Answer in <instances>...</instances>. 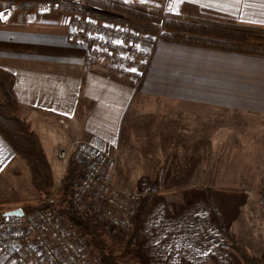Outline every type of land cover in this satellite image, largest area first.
<instances>
[{"label":"crops","instance_id":"crops-1","mask_svg":"<svg viewBox=\"0 0 264 264\" xmlns=\"http://www.w3.org/2000/svg\"><path fill=\"white\" fill-rule=\"evenodd\" d=\"M146 1L139 2L148 8ZM157 1L192 20L264 27V0ZM14 7L0 14V68L13 75L21 117L47 157L48 146L84 139L108 149L116 163L119 156L145 158L157 187L167 186L172 168L179 190L205 177L217 194L212 208L207 216L181 219L190 235L206 236L204 258L244 264L233 238L264 256V56L159 39L138 81L101 63L85 65L83 47L58 25L59 10ZM154 158L164 159L159 180L151 176ZM37 194L26 162L0 136V203ZM0 264L10 263L0 256Z\"/></svg>","mask_w":264,"mask_h":264},{"label":"built area","instance_id":"built-area-1","mask_svg":"<svg viewBox=\"0 0 264 264\" xmlns=\"http://www.w3.org/2000/svg\"><path fill=\"white\" fill-rule=\"evenodd\" d=\"M105 1L130 6L118 0ZM58 2L77 10H88L86 0L42 1L40 6L44 9L55 3L51 4L55 8ZM155 27L163 31L162 26ZM65 29L71 41L85 47L89 66L99 58L106 62L105 67L110 72L137 80L143 76L159 41L155 33L80 12L71 16ZM68 152L85 165L70 194L78 211L94 215L119 231H129L143 193L117 190L113 186L116 157L105 147L88 140L74 141ZM261 202L264 204V192ZM21 208L22 215L0 216V256L4 260L10 264H104L100 256L91 251V244L81 230L69 223L60 209Z\"/></svg>","mask_w":264,"mask_h":264},{"label":"trees","instance_id":"trees-1","mask_svg":"<svg viewBox=\"0 0 264 264\" xmlns=\"http://www.w3.org/2000/svg\"><path fill=\"white\" fill-rule=\"evenodd\" d=\"M23 10L39 6L37 0H0V14L16 2ZM88 10H77L70 6H57L58 10L70 14L82 13L99 19L126 23L136 29L157 34L159 39L178 43L214 48L224 51L241 52L264 56V27L239 23L231 26L208 23L190 18L162 12L147 11L144 7L134 8L120 5L118 2L105 0H86ZM17 4V3H16ZM109 12L122 16L119 19ZM161 14H164L163 17ZM155 26H162L159 31ZM13 75L0 68V136L3 137L21 155L30 170L33 186L50 199H34L24 206V209L58 208L64 218L77 226L87 241L91 251L100 256L104 264H146L137 254V245L132 235H115L103 222L94 215L80 213L72 203L70 191L84 169V164L71 160L62 180L60 192L56 198L53 193V175L51 165L44 152L38 135L31 129L30 123L19 116V103L14 91ZM154 173H151L153 176ZM11 202L0 203V216L11 208ZM232 246L244 264H264V256L253 255L241 246L235 238Z\"/></svg>","mask_w":264,"mask_h":264},{"label":"rangeland","instance_id":"rangeland-1","mask_svg":"<svg viewBox=\"0 0 264 264\" xmlns=\"http://www.w3.org/2000/svg\"><path fill=\"white\" fill-rule=\"evenodd\" d=\"M30 1L35 2V0H30ZM42 1H55V0H37L36 2L39 3V6L35 7L34 9L33 8L30 9V11L34 13L35 11H38L39 13H42L43 11H53V13H55L54 11H58V8H56L57 6L54 8L51 5L55 3H51L48 8H44V9L41 8L40 3ZM123 1L130 5L126 7L140 8L143 4H140L139 1H146V0H131L130 2H126L128 0H123ZM16 3L13 4L12 6L14 7V5H16V7L20 9V7L17 5L21 3V1H18ZM146 3L149 9L146 7H144V9L145 10L148 9L147 11L165 10L164 8L165 6L163 5L158 6L157 0H147ZM57 5L65 6V4L61 2H58ZM153 5L154 7H152ZM61 12L63 13L61 15L63 16L62 18L63 22L60 24L58 23V25L64 27V31L66 34L65 26L67 23L70 22V18L71 16H73V14L59 10V13ZM105 14L112 15L109 12H105ZM82 47L84 49L83 62L85 65L89 66L86 61L85 47L84 46ZM97 60L98 61L95 62L94 64L101 63L104 66V68L107 71H109L105 67L106 65L105 61L99 58ZM140 79H138V81ZM19 116L21 117L20 108H19ZM60 121L64 123V120H60ZM31 129L33 130L32 126ZM38 137L40 138L39 135ZM80 140H84V139H74L72 141L69 140L66 143H64L62 146L59 145L58 146L56 145V147L54 146V149H51L50 146H48L49 148L47 149V151L48 153H50V155L48 156L49 158L47 157V159L52 169L54 198H56L60 192L62 186V180L66 174L69 162L71 160H76L77 162L80 163L82 162L79 158L75 157L72 153L69 154L68 152L72 143L74 141H80ZM40 141L43 146L41 138ZM154 160H157V162L154 168L153 165L151 166L150 170L152 171L153 168V171L151 173H154L155 175L157 173V169L160 170L163 168L162 166L164 159L154 158ZM116 162H117V158H116ZM147 165L148 163H146L145 158L136 157V158L123 159L120 158L119 156V162L115 164L116 167H114L112 172L113 186L117 190L142 192L143 196L141 199V203L139 205L138 214L129 231L123 232L117 230L116 228L110 225H105L104 223L103 225L111 233L115 235H124V234L132 235L134 237V242L137 245V254L146 262V264H215L216 262L215 260H209L208 258H204L206 254L200 252L206 243V236L197 235V234L190 235L189 230H187L188 221L187 220L181 221V219H186L189 216L193 217L195 214L196 216L199 217L207 216L206 209L209 207L212 208V206L209 203L212 202V199L215 200L216 199L215 196H217L215 190H213L208 186L207 187L205 186L206 185L205 177H203L202 180L199 178L198 183L192 186L191 188L184 190H179L175 188L174 187L175 184L173 183V181L176 180L174 178L176 172L174 173L173 168L171 172L165 174L164 176V183L165 185H167L166 187L164 186V188H161L154 186L153 184L154 181L150 180L149 178V173H148L149 168ZM82 173H80L79 177L77 178L75 185L79 181V178L82 176ZM159 174L160 171H158V173L156 174L157 177L155 180L160 179ZM37 193H38L37 197L34 199H50V197L47 196L46 194L40 193L38 191ZM34 199H27V200L23 199V200L12 201L9 205L12 207L14 204L20 203L24 207ZM180 214H182V216ZM189 249L195 251L197 250V251L196 253H192L189 252ZM262 249L263 247H261L260 250ZM192 257L193 259H191ZM229 263L232 264V262L229 261L226 262L225 264H229ZM233 264H235L234 260H233Z\"/></svg>","mask_w":264,"mask_h":264},{"label":"water","instance_id":"water-1","mask_svg":"<svg viewBox=\"0 0 264 264\" xmlns=\"http://www.w3.org/2000/svg\"><path fill=\"white\" fill-rule=\"evenodd\" d=\"M109 15V14H108ZM24 212L23 208L18 207L15 209L7 210L3 215H22Z\"/></svg>","mask_w":264,"mask_h":264}]
</instances>
